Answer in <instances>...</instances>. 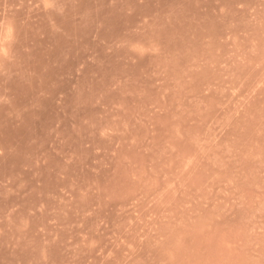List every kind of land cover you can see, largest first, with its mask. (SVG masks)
Here are the masks:
<instances>
[{
  "label": "rangeland",
  "instance_id": "rangeland-1",
  "mask_svg": "<svg viewBox=\"0 0 264 264\" xmlns=\"http://www.w3.org/2000/svg\"><path fill=\"white\" fill-rule=\"evenodd\" d=\"M0 264H264V0H0Z\"/></svg>",
  "mask_w": 264,
  "mask_h": 264
}]
</instances>
